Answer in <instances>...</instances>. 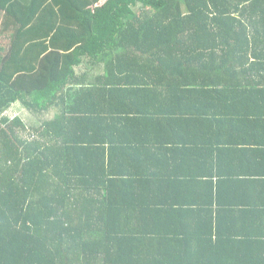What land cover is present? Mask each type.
<instances>
[{
    "label": "trees",
    "instance_id": "1",
    "mask_svg": "<svg viewBox=\"0 0 264 264\" xmlns=\"http://www.w3.org/2000/svg\"><path fill=\"white\" fill-rule=\"evenodd\" d=\"M0 17V264H264L261 236L217 229L213 180L185 168L190 194H150L165 147L130 153L119 115L146 120L142 147L181 117L200 154L231 113L264 133V0H0Z\"/></svg>",
    "mask_w": 264,
    "mask_h": 264
},
{
    "label": "crops",
    "instance_id": "2",
    "mask_svg": "<svg viewBox=\"0 0 264 264\" xmlns=\"http://www.w3.org/2000/svg\"><path fill=\"white\" fill-rule=\"evenodd\" d=\"M1 26V17H0ZM1 29V28H0ZM2 38H0L1 40ZM3 41H1V44ZM85 70V69H84ZM136 109L134 105L128 103L121 108L120 120L124 124L125 133L123 140L128 142L126 146L130 153L137 152V149L144 148L145 152L154 151L160 146H164L165 150L162 156L161 167L158 171H163L164 177H168L169 181L162 179L153 180V191L150 194H164L165 198H176V194L184 191L190 194L184 188V184L179 176V184H174V175L182 170L194 171L195 174L201 173L204 179L213 180L218 186L216 187L211 219L215 220L217 229L222 234H232L239 232L252 233V235L261 236L264 240V133L259 131L256 134H249V130H244V124L248 122L241 120V116L231 113L228 118L234 119L232 122L227 119L228 123L222 124L218 129L216 125L210 137V141L219 144L220 148L212 149L208 153L200 154L198 149V120L194 119L193 124H189L184 117L177 119V122H168L164 124L163 130H157L161 134L163 144L156 142H148L145 139V146L142 147L136 142L139 134L146 130V120L143 117H136L133 113ZM48 119H52L55 111L49 113ZM142 118V120H137ZM45 119L43 116L40 120ZM183 120L184 126L179 127L178 121ZM143 121V122H142ZM179 135L178 139H172L174 135ZM189 135L188 138H183ZM194 137L191 140V137ZM188 141V148L184 146H173V142L179 140ZM152 164L151 159H147ZM187 164L191 167H187ZM182 176V175H181ZM183 180V179H182ZM160 182V183H159ZM163 185L168 190H158L157 186ZM174 194V195H173ZM164 198V199H165ZM165 201V200H164ZM172 202V201H171ZM180 203V202H179ZM187 208L196 210L197 203L187 197L182 201ZM166 206V203H164ZM182 209L179 205H173ZM176 215V216H174ZM184 212L169 213V216L182 218ZM186 216V215H185ZM253 225V226H252ZM255 232V234H254ZM245 234V235H246ZM259 238V239H260Z\"/></svg>",
    "mask_w": 264,
    "mask_h": 264
},
{
    "label": "rangeland",
    "instance_id": "3",
    "mask_svg": "<svg viewBox=\"0 0 264 264\" xmlns=\"http://www.w3.org/2000/svg\"><path fill=\"white\" fill-rule=\"evenodd\" d=\"M9 115H11L12 117H14L16 115H21L23 117L28 118L30 121L28 119H25V120H27V122H29V123H31V120H33V118H34V122L36 121V118L32 114L27 113V111H25L24 107L21 106V104H17L15 107L10 109ZM42 116L46 119V118H49V116H52V115L43 114ZM23 136L25 137V136H27V134H24Z\"/></svg>",
    "mask_w": 264,
    "mask_h": 264
}]
</instances>
